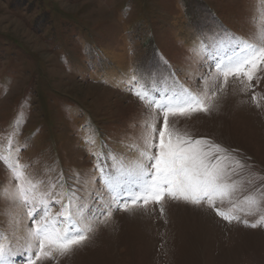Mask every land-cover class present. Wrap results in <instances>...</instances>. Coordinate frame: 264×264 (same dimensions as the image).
I'll return each instance as SVG.
<instances>
[{
  "label": "rangeland",
  "instance_id": "374dc122",
  "mask_svg": "<svg viewBox=\"0 0 264 264\" xmlns=\"http://www.w3.org/2000/svg\"><path fill=\"white\" fill-rule=\"evenodd\" d=\"M261 4L264 0H0V147L13 135L23 145L21 162L37 178L89 175L93 165L85 139L95 138L116 153L126 151L121 141H139L148 110L127 91L134 70L149 90L161 89L172 73L197 90L206 66L189 49L229 33L248 37ZM239 89L231 80L209 114L180 118L177 127L235 149L264 176V108ZM256 91L264 92V82ZM9 180L0 164L4 231L9 202L2 194ZM50 264H264V225L229 224L207 208L168 200L163 214L158 205L135 214L115 212L87 246Z\"/></svg>",
  "mask_w": 264,
  "mask_h": 264
},
{
  "label": "snow or ice",
  "instance_id": "6c2138e0",
  "mask_svg": "<svg viewBox=\"0 0 264 264\" xmlns=\"http://www.w3.org/2000/svg\"><path fill=\"white\" fill-rule=\"evenodd\" d=\"M252 19L258 23L246 38L229 33L213 42L201 40L189 49L188 55L206 66L195 91L175 73L161 89L149 90L134 70L125 82L127 91L148 110L139 141H121L126 151L116 153L105 151L106 145L98 146L95 138L85 139L93 165L87 176L76 172L66 178L60 172L37 178L20 160L23 145H17L10 134L7 147H0V164L10 177V188L2 194L9 209L4 213L7 231L0 230V264L58 261L87 246L115 212L135 214L158 205L163 214L168 200L207 208L229 224L253 229L264 225V176L252 171L251 163L235 149L177 127L180 118L209 114L227 95L231 80L257 108H264V92L256 91L264 82V4L254 9ZM129 150L135 155L129 157ZM249 216L259 218L250 222Z\"/></svg>",
  "mask_w": 264,
  "mask_h": 264
}]
</instances>
